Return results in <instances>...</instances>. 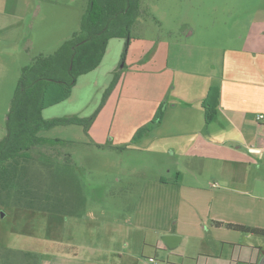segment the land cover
Instances as JSON below:
<instances>
[{"label":"crops","instance_id":"0c3cea01","mask_svg":"<svg viewBox=\"0 0 264 264\" xmlns=\"http://www.w3.org/2000/svg\"><path fill=\"white\" fill-rule=\"evenodd\" d=\"M33 3L0 0L2 75L15 62L9 61L13 51L7 46L12 45L23 60L31 57L28 48L33 42L32 23L28 28L26 20ZM260 7L237 22L246 24L233 37L234 44L220 50L217 63L210 59L195 68L178 62L173 66L167 47L160 55V44L133 45L141 42L137 36L132 37L124 66L119 68L125 41L113 38L99 67L79 78L65 102L80 104L81 108L65 116H92L115 73H121L88 134L106 110L109 120L105 132L112 134L111 147L140 151L165 167H154L153 171L159 173L144 180L133 220L130 217L125 223L122 219L111 224L123 228L132 220L133 226L122 242L129 247L131 242L137 244L138 253L144 251L149 234L154 233L180 238L171 251L175 257H183L176 250L186 241L211 245L208 253L188 256L194 264H264L263 236L215 224L264 230V120L258 121V116L264 115V4ZM213 87L219 89V105L214 120L208 123L204 101ZM96 100L97 105L91 106ZM159 113L162 120L135 140ZM119 132H131L132 136L124 139ZM72 212L59 210L58 214L81 220L78 212ZM161 246L158 250L165 251ZM116 247L112 254L84 257L75 252V260L79 264H124L120 244ZM167 262L185 263L169 258Z\"/></svg>","mask_w":264,"mask_h":264},{"label":"rangeland","instance_id":"374dc122","mask_svg":"<svg viewBox=\"0 0 264 264\" xmlns=\"http://www.w3.org/2000/svg\"><path fill=\"white\" fill-rule=\"evenodd\" d=\"M262 4L264 0H141L142 16L131 31L132 37H140L141 42L133 45L149 43L150 47L152 44H160V55L166 53L167 47L173 66H177L178 62L180 66L195 68L210 59L217 63L220 50L234 44L233 37L246 24L240 25L237 22L255 13ZM88 6L89 0H34L26 20L28 28L32 23L33 42L28 48L31 57L23 60L12 45L7 46L13 51L11 59L8 60L15 62L8 65L5 74H0V140L6 135L7 115L16 93L21 69L29 66L40 55L54 54L66 41L72 39L81 29ZM124 41L126 44L125 39ZM20 47L23 48V44ZM7 54L10 56V52ZM129 58V61L132 60L131 55ZM121 61L119 68L123 67ZM1 67L0 65V69ZM83 76L85 75L80 77ZM70 97L46 108L43 111L44 118L70 117L65 114L80 106L65 103ZM48 98H53L51 93ZM97 103L98 100L91 101L90 105L96 106ZM108 120V113L104 110L91 134H87L82 126L77 125L59 126L41 134L46 138L72 141L76 144L66 150L42 149L45 155H51L50 160H57L59 157L67 163L64 172L58 173V176L55 174L58 170L54 171L52 168L53 164L48 165L50 160L42 163L40 149L34 151V160L27 165L21 185L29 186L34 193L36 183L39 186L36 185L37 191L41 187V191L47 192V187L52 185L51 180L56 179L57 182L53 183L56 186L55 191L50 196L53 202L58 198L60 203L66 204V212H78L81 220L0 202V264H35V260L32 262V258L26 257L28 253L37 255L39 264H79L75 260V252L84 257L105 252L112 254L119 244L120 251L125 256L124 264H147L149 260L156 258L158 264H167L168 258L185 261L184 264H194L195 261L188 256L212 251L211 245L186 241L176 250L183 257H175L171 255L172 248L164 242L166 235L158 237L154 233L149 234V243L142 253H138L137 244L131 242L129 247L122 242L129 228L133 226V215L142 194L144 180L159 173L153 171L154 167L163 165L153 162V156H147L140 151L111 147L112 134L105 132ZM119 134L124 139L132 136L131 132ZM91 135L99 141L96 142ZM113 136L116 138L118 135L113 132ZM64 151L71 155L67 156ZM54 168L57 169L56 166ZM62 176L65 178L62 179ZM26 177L30 180L27 181ZM41 196L45 199L46 209V201L49 199L45 195ZM5 197L6 194L3 193L0 199ZM4 201L6 200L2 202ZM130 217L131 223L126 227L111 226L117 220L123 219L122 222L125 223ZM159 244L165 251L158 250ZM77 246L79 249H76ZM114 258H119V255Z\"/></svg>","mask_w":264,"mask_h":264},{"label":"trees","instance_id":"16d2710c","mask_svg":"<svg viewBox=\"0 0 264 264\" xmlns=\"http://www.w3.org/2000/svg\"><path fill=\"white\" fill-rule=\"evenodd\" d=\"M141 16V0H89L80 31L75 33L73 38L66 41L54 54L40 55L29 66L21 69L16 93L7 115L6 135L0 140V197L3 193L6 194V199H0L2 204L10 203L25 209L54 213L65 210V203H60L58 198L53 202V198L50 197L55 191L56 186L53 183L57 182L56 179L51 180L52 185L50 188L47 187V192L41 191V187L37 191L38 185L35 183L36 191L33 193L29 186L21 185L23 174L27 172V165L34 160L33 152L37 149H40L39 154L42 163H46L45 161L48 163L51 155H45L42 149L66 150L76 144L72 141L43 137L41 135L43 132L59 126L77 125L82 126L88 134L96 117L118 84L121 73H115L110 86L103 95L98 110L88 118L66 117L47 120L43 116V111L67 100L71 96L79 77L89 74L99 67L108 43L113 38L126 40L121 61L124 66V60L132 40L131 31ZM49 93L52 94L53 98H48ZM218 105L219 89L210 88L204 101L205 119L208 123L214 120ZM161 120L162 113H159L149 127H145L137 133L135 140L141 138L151 130L154 124ZM64 152L67 156L71 155L70 152ZM57 154L59 155V153ZM49 164H53L54 171H59H55L57 176L58 173L64 172L67 165L59 157L57 160L51 159ZM59 177L61 178L60 175ZM64 178L62 176V179ZM26 180L29 181L30 179L28 180L26 177ZM60 182L61 186L63 180ZM42 189L44 190V187ZM41 195H45V198L49 199L46 201L48 202L46 209L45 199ZM3 200L6 201L2 202ZM71 209L73 208H69V210ZM215 224L264 237V230L261 229L220 222ZM26 257L32 258V262L35 260V264H39L37 255L28 253Z\"/></svg>","mask_w":264,"mask_h":264},{"label":"water","instance_id":"95a60500","mask_svg":"<svg viewBox=\"0 0 264 264\" xmlns=\"http://www.w3.org/2000/svg\"><path fill=\"white\" fill-rule=\"evenodd\" d=\"M179 241H180V238L174 235L166 236L164 238V242L167 244L168 247L172 249L175 248V246H177Z\"/></svg>","mask_w":264,"mask_h":264},{"label":"built area","instance_id":"2783aa9c","mask_svg":"<svg viewBox=\"0 0 264 264\" xmlns=\"http://www.w3.org/2000/svg\"><path fill=\"white\" fill-rule=\"evenodd\" d=\"M263 120H264V115H259L258 116V121H263ZM147 264H158V261L156 259H151V260L148 261Z\"/></svg>","mask_w":264,"mask_h":264}]
</instances>
